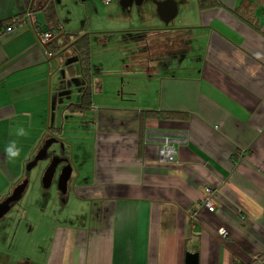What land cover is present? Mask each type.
Returning a JSON list of instances; mask_svg holds the SVG:
<instances>
[{
    "label": "crops",
    "instance_id": "1",
    "mask_svg": "<svg viewBox=\"0 0 264 264\" xmlns=\"http://www.w3.org/2000/svg\"><path fill=\"white\" fill-rule=\"evenodd\" d=\"M41 1L0 0V22ZM220 1L222 8L200 11L196 0L173 29L187 1H157L162 26L148 33L156 41L132 59L139 84L112 102L95 94L102 87L91 60V108L75 113L91 142L73 152L77 163L81 153L86 160L73 186L85 209L53 230L46 264H186L187 254L197 264H264V13L254 30L232 13L241 0ZM39 15H32L37 23ZM48 51L30 23L0 29V147L15 141L20 149L13 162L1 156L0 202L56 134L51 121L63 126L85 90L77 56ZM124 67L120 75L132 77ZM142 110L188 119L140 124ZM165 139L172 164L159 160ZM206 189L214 213L200 207Z\"/></svg>",
    "mask_w": 264,
    "mask_h": 264
},
{
    "label": "rangeland",
    "instance_id": "2",
    "mask_svg": "<svg viewBox=\"0 0 264 264\" xmlns=\"http://www.w3.org/2000/svg\"><path fill=\"white\" fill-rule=\"evenodd\" d=\"M121 1L111 0L105 4L102 0H54L59 21L65 32L88 35L91 60L98 66L94 74L100 79L102 87H99L100 91L95 89L94 92L97 94L103 91L104 94L101 92L99 99L108 102H112L119 91L124 90L122 92L125 93L131 85L137 87L139 82L133 74L138 66L134 65L132 59L139 53L144 54L148 49H152L156 36L155 33H148L162 26L154 12L153 1L145 0L143 5L134 4L128 9H123ZM186 1L188 4L180 8L179 15L171 22L169 28L179 27L183 10L191 11L196 5V0ZM41 18L39 15V22L42 24ZM145 37L146 40L143 39ZM124 66H129L131 71L128 73L133 75L132 77L127 74L120 75L125 70ZM72 80L75 85V79ZM73 113L76 111L66 113L63 126L55 127L53 121L50 123V127L55 129L53 132L63 141V147L59 143L53 144L48 151V160L39 162L30 172L25 171L26 166L24 168L22 180L28 181L27 188L19 203L0 220V264H46L53 230L66 223L67 219L70 221L72 214H82L85 209L75 200L73 186L80 180L77 168L86 160L81 158V153V156H78L81 162L77 163V159L73 160V152H76V148L87 151L92 132L91 129L85 132L84 125L82 127L83 119ZM90 124L89 122L88 125ZM3 152L5 150L0 147L2 170L4 160L1 156L5 155ZM51 157L66 158L72 163L73 170L65 195L58 189L63 164L57 167L51 187L43 188V173ZM85 168L91 169L90 165ZM84 173L90 174V171Z\"/></svg>",
    "mask_w": 264,
    "mask_h": 264
},
{
    "label": "trees",
    "instance_id": "3",
    "mask_svg": "<svg viewBox=\"0 0 264 264\" xmlns=\"http://www.w3.org/2000/svg\"><path fill=\"white\" fill-rule=\"evenodd\" d=\"M197 6L200 11L222 8L220 0H197ZM264 13V0H241L239 6L233 10V14L250 28L258 29V13ZM27 13H39L42 16V24L37 23V29L40 32L54 31L56 36H60L48 50L51 54L57 55L62 52V49L69 45L68 49L77 56L79 71L81 77L88 82L85 91L82 94L78 104H72L69 108L71 111L81 110L86 111L91 108V49L88 35L68 34L65 32L63 25L59 21L54 0H42L41 5L34 9L30 8L27 12L19 14L0 22V29L4 32L10 30L15 21L23 20ZM63 55V54H61ZM139 122L142 124L146 120H163V121H179L183 122L188 119V113L178 111H161V110H142L138 114ZM142 129V128H141ZM140 129V130H141ZM55 130L49 127V132ZM60 130V129H59ZM63 142L62 140H59ZM22 180L18 183L20 184Z\"/></svg>",
    "mask_w": 264,
    "mask_h": 264
},
{
    "label": "water",
    "instance_id": "4",
    "mask_svg": "<svg viewBox=\"0 0 264 264\" xmlns=\"http://www.w3.org/2000/svg\"><path fill=\"white\" fill-rule=\"evenodd\" d=\"M142 0H135V5H139ZM158 2H155V5L158 6ZM122 6L127 8L132 6V0H123ZM60 36L56 37L50 43L43 45L44 49L48 51L50 45H52ZM59 139L52 137L47 139L41 149L36 153L34 158L26 165L25 171L30 172L33 168H35L39 162L45 161L49 159V148L53 144H58ZM63 147L64 143H59ZM65 164L62 169L58 179V189L61 194L65 195L68 189V183L71 178V173L73 167L71 165V161L69 159H60L57 157H51L49 164L47 165L43 177L42 184L44 189H49L55 177L56 169L59 165ZM28 181L24 180L20 184H18L10 195L2 202H0V220L5 217V215L11 210V206L20 201L22 195L24 194L27 188ZM186 264H197V255L196 254H187L186 255Z\"/></svg>",
    "mask_w": 264,
    "mask_h": 264
},
{
    "label": "built area",
    "instance_id": "5",
    "mask_svg": "<svg viewBox=\"0 0 264 264\" xmlns=\"http://www.w3.org/2000/svg\"><path fill=\"white\" fill-rule=\"evenodd\" d=\"M105 4H108L111 2V0H102ZM25 23H30L33 31L36 33V36L38 40L43 44L46 45L53 41L56 38V33L54 31H48V32H40L37 29L36 21L33 19L32 15L30 13H27L26 17L17 22L15 21L14 25L10 30L16 29L17 27L21 26L22 24ZM49 52V51H48ZM51 53H48V56H50ZM159 160L161 163H166V164H172L174 163V157H175V150L174 148L169 144L168 140L165 139V141L162 143V146L159 148L158 152ZM206 194L207 197L205 200H203L202 204H200V207L205 209L208 213H214L215 212V204L211 200L212 196V191L211 189H206ZM218 235L226 238L227 237V232L225 230H218Z\"/></svg>",
    "mask_w": 264,
    "mask_h": 264
},
{
    "label": "clouds",
    "instance_id": "6",
    "mask_svg": "<svg viewBox=\"0 0 264 264\" xmlns=\"http://www.w3.org/2000/svg\"><path fill=\"white\" fill-rule=\"evenodd\" d=\"M18 135H25L23 128L19 130ZM5 153L10 162L15 161L20 156V149L17 147L15 141L9 142V144L6 146Z\"/></svg>",
    "mask_w": 264,
    "mask_h": 264
},
{
    "label": "flooded vegetation",
    "instance_id": "7",
    "mask_svg": "<svg viewBox=\"0 0 264 264\" xmlns=\"http://www.w3.org/2000/svg\"><path fill=\"white\" fill-rule=\"evenodd\" d=\"M123 1V0H122ZM149 1H153V3H154V5H155V2H157V0H149ZM145 2V0H142V2L139 4V5H143V3ZM122 3V2H121ZM135 4V0H132V5H134ZM138 5V6H139ZM57 37V36H56ZM69 47V45L68 46H66V47H64L63 49H62V51L63 50H65V48H68ZM67 51V50H66ZM66 51H63L64 53L66 52ZM71 52V51H70ZM71 54H73L72 52H71ZM76 56V55H75ZM92 74H93V72H92ZM83 79V78H82ZM83 81H84V85H85V87L88 85V82L86 81V80H84L83 79ZM91 84V83H90ZM85 91V90H84ZM52 137H55V138H57V139H59V137L56 135V134H50V136H49V138L48 139H50V138H52ZM60 140V139H59ZM59 143H61L60 141H59ZM61 159V158H60ZM62 159H65V158H62ZM65 164H63V166H64ZM9 196V195H8ZM5 200V199H4ZM3 200V201H4ZM21 200V199H20ZM19 202H17V203H15V204H13L12 206H11V208L12 207H14L15 205H17Z\"/></svg>",
    "mask_w": 264,
    "mask_h": 264
}]
</instances>
